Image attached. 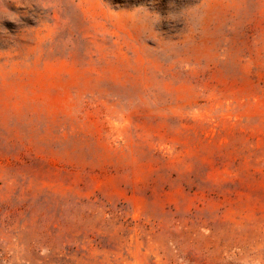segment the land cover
I'll return each instance as SVG.
<instances>
[{
    "label": "rangeland",
    "instance_id": "obj_1",
    "mask_svg": "<svg viewBox=\"0 0 264 264\" xmlns=\"http://www.w3.org/2000/svg\"><path fill=\"white\" fill-rule=\"evenodd\" d=\"M0 264H264V0H0Z\"/></svg>",
    "mask_w": 264,
    "mask_h": 264
}]
</instances>
